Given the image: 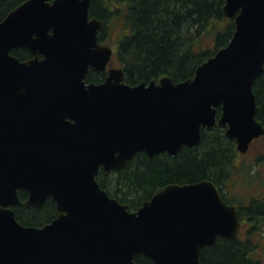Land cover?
Listing matches in <instances>:
<instances>
[{"label": "water", "instance_id": "1", "mask_svg": "<svg viewBox=\"0 0 264 264\" xmlns=\"http://www.w3.org/2000/svg\"><path fill=\"white\" fill-rule=\"evenodd\" d=\"M91 2L26 0L0 22V264H134L142 254L203 264V247L242 227L213 180L167 184L132 210L97 175L122 171L138 152L176 155L217 126L240 152L264 135L253 86L264 69V0H225L235 32L192 77L135 85L121 68L85 82L113 53ZM18 47L34 57H16ZM25 190L27 207L54 198L58 217L19 222Z\"/></svg>", "mask_w": 264, "mask_h": 264}, {"label": "trees", "instance_id": "2", "mask_svg": "<svg viewBox=\"0 0 264 264\" xmlns=\"http://www.w3.org/2000/svg\"><path fill=\"white\" fill-rule=\"evenodd\" d=\"M25 1L0 0V22ZM91 1V16L101 18L108 27L113 17L123 23L118 55L126 69V80L132 84L166 75L175 81L192 77L199 64L227 45L235 32V21L224 14L225 0ZM210 38L214 45L209 44ZM13 53L22 60L28 57L21 48ZM253 86L258 99L257 119L264 124V69ZM203 134L201 143L184 146L173 156L161 152L149 157L146 152H138L122 171L107 174L101 170L97 180L132 210L167 184L213 180L225 201L236 204L242 221L252 227L245 238L220 237L217 244L203 247L200 260L203 264H262V259L255 256L257 247L252 236L256 231L264 236V190L249 199L230 197L233 175L239 172L238 176H245L250 183L254 181L251 170L237 165L242 151L223 128L206 129ZM16 211L21 222L36 223L38 213L33 210ZM134 264L156 263L142 254Z\"/></svg>", "mask_w": 264, "mask_h": 264}, {"label": "rangeland", "instance_id": "3", "mask_svg": "<svg viewBox=\"0 0 264 264\" xmlns=\"http://www.w3.org/2000/svg\"><path fill=\"white\" fill-rule=\"evenodd\" d=\"M109 23L110 26L107 28L108 34L110 35L109 43L115 47L116 51V53H114V60L112 63L113 65L121 66V60L118 57L119 55L117 56L119 52L117 45L118 39L121 37L120 33L122 32L121 28L123 23L121 22V19L115 17L111 18ZM208 42L210 45H214L211 38ZM239 156L240 157L236 160L237 165L246 171L251 170L250 173L252 174L254 181L248 183V179H246L244 175V177H242V175L239 177V172H237V174L232 177V179H234L231 183L233 194L229 192L228 195H230V197L235 196L237 198L249 199L250 196H255V194H259L264 190V135L253 139L249 150L247 152H241ZM250 227H252L251 224L244 220L238 236L241 238L247 237V235H249L248 229ZM259 232L261 231L254 232L255 234L252 237L257 247L255 256L261 258L262 264H264V236Z\"/></svg>", "mask_w": 264, "mask_h": 264}, {"label": "flooded vegetation", "instance_id": "4", "mask_svg": "<svg viewBox=\"0 0 264 264\" xmlns=\"http://www.w3.org/2000/svg\"><path fill=\"white\" fill-rule=\"evenodd\" d=\"M51 1H53V0H50V2ZM102 23H103V25H102V27H100V29L98 31L99 42L101 44H104V45H107V46H111L112 49H113V53H112V56H111V60L108 62L105 70H96L93 67L89 68V73L87 74V77L85 78V82H87V84H89L90 82L100 83V82L104 81L107 78L111 68H116V69H119V68L124 69L125 68V66L122 64L121 61H120L121 66L113 65V63H112L113 60H114L113 56H114V53H116L115 47L112 46L109 43L110 35L108 34V29H107V28H109L108 25H106V23L103 20H102ZM20 48L23 49V50H26L28 52V55H27L28 57L26 59H30V57H34V55L31 54V51H29V50H27V49H25L23 47H18V49H14V50H19ZM118 48H119V46H118ZM117 56H118V54H117ZM42 57H43V55H40L38 58L42 59ZM119 59H120V57H119ZM124 80L127 81L126 80V69H124ZM128 83H130V82H128ZM130 84L131 85H135L136 83L135 84L130 83ZM19 196H20V199L22 200V202H21V204L16 205V206L13 207L14 211H16L17 208H19V209H24V210H29V211L33 210L34 212L38 213V218L36 220V223H31V222L24 223V222H21L17 218V211H16L17 220L19 222H21L24 226L32 225V226H36V227H38V226L42 227V226H45V225L53 222V220L58 217L57 202L51 196L47 197V199L45 200V202H44L42 207H38V206L37 207H33V206L32 207H27L25 205V201L27 200V198L29 196V193H28L27 190L20 191L19 192Z\"/></svg>", "mask_w": 264, "mask_h": 264}]
</instances>
